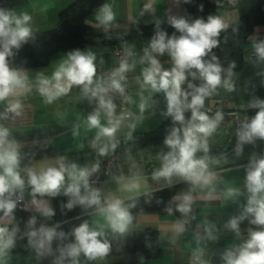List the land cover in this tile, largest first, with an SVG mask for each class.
<instances>
[{
    "label": "clouds",
    "instance_id": "obj_1",
    "mask_svg": "<svg viewBox=\"0 0 264 264\" xmlns=\"http://www.w3.org/2000/svg\"><path fill=\"white\" fill-rule=\"evenodd\" d=\"M31 19L27 13L16 15L0 9V103L7 102L5 111L0 112V118H6L10 112L19 115L22 107L19 97L30 92L33 87L28 74L9 63V58L32 38V29L29 26ZM95 20L104 27L111 25L115 20L112 5L103 4ZM167 22L179 35L174 33L169 36L167 32L160 30L157 24V31L139 59V63L146 66L142 68V80L139 81L141 91L138 108L142 114L148 107L152 94L162 93L165 97L167 111L164 114L172 117L174 126L164 139L167 151L160 154L161 165L152 176L153 179L164 178L169 182L176 176L193 186L178 197L180 202L177 204V210L187 216L194 202V188L210 186L215 178V174L209 169L208 139L223 119L220 112L210 118L201 109L206 98L212 96L218 88L223 87L228 91L234 89L232 77L236 65L232 63L225 69L215 55L211 60L204 59L219 45L218 37L227 27L221 17L210 15L206 21L197 18L190 22L183 16L173 15L168 17ZM252 49L257 61H264V38L254 39ZM164 54L171 59L170 69L163 68L158 59ZM127 55L133 54L129 51ZM95 61L96 55L90 50L71 51L56 65L50 76L37 74L34 86L46 104H52L67 95L74 86L81 88L82 94L90 103L94 100L96 108L86 117L85 123L89 129L97 130L91 147L100 156H106L110 151H114L119 143L116 140V132L121 120L132 115L123 113L120 118H116V105L110 93L116 92L122 96L125 94V73L135 67V62L129 63L127 58L122 59L119 66L107 77H100L97 76ZM189 76L201 81L199 85L188 82L187 89L190 91L182 87ZM144 92L149 95L145 96ZM125 98L132 102L131 97ZM249 107L257 111L241 125L238 132L241 143H253L257 138L264 139V99H253ZM188 110L191 111V116L186 119L185 112ZM102 115L106 117L104 124L101 123ZM76 127L79 128V125ZM129 127L134 128L135 124H130ZM10 136V129L0 124V222L11 223L15 219L17 200L14 197L18 192L22 193L26 185L31 188L32 203L43 216L49 218L54 215L53 209L47 201L37 200L36 196L38 194L40 197H55L63 189V195L68 197V200L62 205V209L72 210L76 206L86 210L94 209L104 222L101 230L91 228L84 222L71 231L72 239L63 243L68 240L63 231L58 232L56 227H48L45 224L37 227V220L32 217L27 221L24 232L29 245L35 249L39 258L53 255V241L59 240L61 243L55 249L58 255L54 264H80L81 255L89 261L107 257L111 245L102 228L106 226L112 232L123 234L132 223L133 216L129 210L131 206H125L122 199L116 196L102 198L100 190L89 183V177L98 171L99 164L91 168L81 167L75 162H68L66 157H59L54 163L21 167L20 147ZM237 148L239 154L240 146ZM198 152L204 155L197 157ZM123 187L126 191L133 192L139 190L140 184L132 180ZM244 187L246 192L236 187H228L225 190V198L246 196L242 211L230 217L225 228L239 238L240 224L243 221L247 220L249 225L255 227L247 229L246 240L223 253L224 264H264V155L250 159ZM167 211L171 214L172 209ZM214 230V224L205 227L209 239H215ZM18 232L20 228L17 225L11 228L7 224L0 226V264L14 247ZM200 264L206 262L201 261Z\"/></svg>",
    "mask_w": 264,
    "mask_h": 264
},
{
    "label": "crops",
    "instance_id": "obj_2",
    "mask_svg": "<svg viewBox=\"0 0 264 264\" xmlns=\"http://www.w3.org/2000/svg\"><path fill=\"white\" fill-rule=\"evenodd\" d=\"M73 1L11 0L10 11L16 15L27 13L32 17L29 26L44 31L57 26L58 12ZM101 1L102 5L105 3L111 4L115 12V20L108 26L112 31L110 34H105V37L112 40L120 39L117 44H123L132 52L133 55L128 56L127 59L129 63L135 62V67L126 73L129 86L128 97L132 98V102L127 100V106L133 115L131 118L122 119L116 132V140L119 141L117 144L118 150L122 149V153H120L122 160L111 176L99 184L98 189L102 194V198L116 196L126 202L164 187L183 183L185 186L172 197V202L178 204L180 202L178 197L182 193L188 192L193 186L176 176L171 178V182L164 178L153 179L152 173L160 167L156 164H161V162L155 160L154 155H156L157 149L151 148L158 145L147 146L135 151L130 148L123 150L127 142L136 140L146 132L155 130L168 117L164 114L167 111V102L162 93L152 94L151 99L148 101V107L142 114L138 108L139 93L141 91L139 81L142 80V68L146 66L140 64L139 59L143 56V50L148 46L151 37L131 38L125 41H123V37L132 25L149 26L168 19L169 16H184L181 0ZM250 8L251 0H234L233 4L226 0L219 8L216 16L222 18L227 25L225 29H227L238 23L240 17L247 13ZM98 11L89 14L86 22L96 32L103 33L102 26L95 20ZM262 38H264V23L255 26L244 43L245 52H243L242 66L232 77L234 89L228 91L221 87L223 94L205 100V104L225 98L228 101L227 107H236L239 115L249 117L255 115L257 109L250 108L249 104L255 98L264 99V61H257V58L250 57L249 53L253 50V40ZM103 47L104 45L96 44L79 48V50L92 51L96 55V66L108 67L114 59L112 55L103 51ZM74 50L77 49L52 54L43 66L21 69L28 74L29 80L33 83L32 90L19 97L22 104L20 114L15 113L11 118H0V124L10 129V138L14 139L19 145L21 157L38 150L48 149L50 151L49 156L34 158L21 167L54 163L59 157H66L68 162H75L81 167H88L100 159V155L91 147V141L95 138L97 130L89 129L85 123L94 102L90 103L89 99L82 94L81 88L74 86L67 95L60 97L52 104H46L44 98L40 96L34 86L37 74L43 73L50 76L56 65L65 59L69 52ZM158 59L163 68L170 69L172 67L171 59L167 54L159 56ZM182 87L184 88V85ZM144 95L148 96L149 93L144 92ZM6 103H0V112H4ZM122 114L123 112L116 110L115 117L120 118ZM101 123H106V117L103 115ZM227 123L233 124L232 122ZM227 123L218 126L217 129ZM130 124H135V127H129ZM77 125H79V128L76 127ZM232 128L234 131L233 125ZM129 133H131L130 139ZM253 144L254 147L244 154H235L238 155L237 157L230 156V152L234 150L211 154L209 169L215 174V178L210 186H196L194 188L192 192L194 197V202L191 205L192 211L187 216L154 212L139 213L135 216L126 233L139 232L145 228L156 229L159 246L162 249L158 256L145 258L141 253H129L130 255L123 257L107 256L103 259L89 261L81 255L80 264H192L195 255H199L197 264H200L201 261L206 262V264H224L223 253L246 240L247 229L255 227L249 225L247 220L243 221L240 224L241 235L239 238L236 237L235 233L225 228L229 218L238 215L242 211L243 205L246 204V196L233 199L225 198L224 194L228 187H236L242 192H246L244 184L249 161L253 157L264 155V139H258L244 147ZM146 152H150V158L145 154ZM211 161H219V163H211ZM132 180L140 184L139 190L126 191L123 185ZM91 186L94 187V185ZM62 191L63 189H61ZM21 195L33 207L32 211L40 213L36 205L32 203L33 197L30 186L26 185ZM36 199L47 201L54 213L58 212L50 197H39L37 195ZM62 211L69 212L72 219L87 218L91 228L94 229L101 230V226L104 224L94 209L86 210L76 206L72 210L62 209ZM12 223L13 221L11 223L4 221L0 222V226L3 224L8 226ZM212 224L215 225L213 231L215 239H209L205 232V227ZM195 226L200 227V232L195 230ZM102 230L113 233L106 226ZM45 263L54 264V261ZM2 264L44 263H37L29 253L9 252L3 258Z\"/></svg>",
    "mask_w": 264,
    "mask_h": 264
},
{
    "label": "trees",
    "instance_id": "obj_3",
    "mask_svg": "<svg viewBox=\"0 0 264 264\" xmlns=\"http://www.w3.org/2000/svg\"><path fill=\"white\" fill-rule=\"evenodd\" d=\"M225 1L226 0H181L183 17L190 22L197 18L206 21L210 15H217L219 8ZM101 6V0H74L58 12V24L56 27L44 31L31 28L33 34L32 38L28 43L24 44L13 57L9 58L10 65L17 69L34 68L45 65L49 56L57 52L70 51L96 44H117V42H120V39H107L105 33L96 32L86 22L87 16L99 10ZM0 9L10 11L11 0H0ZM167 20L168 19H164L149 26H142L139 24L132 25L127 34L123 37V41L131 38L152 37L157 31V24H159L160 30L167 32L168 35L174 33L179 35V33L168 24ZM263 23L264 0H251L250 10L240 17L238 23L221 31L218 37L220 41L219 45L204 59L211 60V57L215 55L222 68L226 69L230 64L235 63L236 67L233 69V72H237L243 63V46L247 37L251 34L255 26ZM188 82L193 84L201 83L198 79L194 80L189 76L184 84L185 90L188 91H190L187 89ZM186 116H191V111H186L185 117ZM173 126L172 117L168 116L155 130L146 132L138 139L127 142L123 150L130 148L132 151H135L147 146L163 144L165 137L169 134ZM118 151L122 153V149ZM49 154L50 151L48 149L35 151L25 157H21V166L34 158L46 157L49 156ZM184 186L183 183L167 186L144 194L133 200L126 201L124 204L125 206H131L129 210L133 216V220L139 213L154 212L166 214L169 213L167 211L169 208L172 209L171 213L174 215L183 216V214L177 210V204L172 202V197ZM50 198L52 204L58 209V212L54 213L50 218L35 211L24 212L16 207L14 210L15 219L8 227L11 228L17 225L20 228V232L17 233L15 245L9 251L10 253H29L37 263L54 261L56 255H58L55 249L61 242L59 240H54L52 244L53 255L37 257L35 249L29 245L28 238L24 235L27 221L32 217L36 218L37 227H39L40 224H45L48 227H56L58 232L63 231L68 236V240L63 241V243H67L72 239L70 235L71 231L80 224L87 222L91 227L87 218L72 219L69 212L62 211V205L66 204L68 200V197L63 195V191L59 195ZM0 215H2V213H0ZM103 231L105 238L111 245V251L108 256L141 253L145 258H153L162 252L158 242V234L154 228H145L139 232H125L123 234Z\"/></svg>",
    "mask_w": 264,
    "mask_h": 264
},
{
    "label": "built area",
    "instance_id": "obj_4",
    "mask_svg": "<svg viewBox=\"0 0 264 264\" xmlns=\"http://www.w3.org/2000/svg\"><path fill=\"white\" fill-rule=\"evenodd\" d=\"M233 1L234 0H229V3L233 4ZM102 30H103V33H105V34H110V32L112 31V29L108 26L107 27L102 26ZM103 51L107 54L112 55L114 60L111 63V65L108 67L97 66V76H100V77H107L115 68H117L119 66V63L122 59H125L128 57L127 54L130 50L127 49V47L124 46L123 44L120 45V44H116V43H109L107 45H104ZM249 54H250V57L256 58V55H255L253 50L250 51ZM125 76H126V73H125ZM127 82L128 81L126 78V80L123 82L124 86H125V94L123 96L120 95L119 93H116V92L110 93V95L113 99V103L116 105V110H119L123 113H131L133 115V113L131 112V110L127 106V99L125 98V97H128V93H129V86H128ZM93 102H94V105L90 108L89 114L92 113L94 111V109L96 108V103L94 100H93ZM227 103H228V101L225 98L217 99L213 103L205 104L201 110L206 112L210 118H214L215 114L217 112H220L223 116V119L219 122L218 126L224 125L227 122L233 123L234 140H235L234 146L230 149L228 148L227 151H229V150L237 151L238 145L240 146V149H241L244 146H246L247 144H249V143H241L239 141L238 132L241 129V125L244 122L248 121L251 117H249L247 115H239L237 108L236 107H229L228 108ZM5 108H4V111H5ZM188 111H190V110H188ZM14 114L15 113H11V112L7 113V117L11 118V117H13ZM132 115L128 118H131ZM187 118H190V116H186V119ZM258 139L259 138H257L256 140H258ZM121 160H122L121 154L118 151V145H117V147L114 151H110L106 156H100V159L98 161H96V162H94L88 166L89 168H91L93 165L99 164L98 171L93 173L92 176L89 177V183L91 185H94V187L98 189L99 184L104 179L111 176L112 172L119 167ZM14 199L17 200V208L19 210L24 211V212L32 211L33 207L23 199L21 193L18 192L15 195ZM195 230L197 232L198 231L200 232L201 229H200V227L195 226ZM198 256L199 255H195V257L193 258L192 264H197ZM44 264H48V263H44Z\"/></svg>",
    "mask_w": 264,
    "mask_h": 264
},
{
    "label": "rangeland",
    "instance_id": "obj_5",
    "mask_svg": "<svg viewBox=\"0 0 264 264\" xmlns=\"http://www.w3.org/2000/svg\"><path fill=\"white\" fill-rule=\"evenodd\" d=\"M196 85H199V84H196ZM222 94L223 93H222V90H221V87H220V88L217 89V91L212 96L206 98V100L221 96ZM232 125L233 124L227 123L225 126L219 127L212 134V136L209 137V139H208L209 151H210V149H213V148H219L220 149L219 153H221L223 151H226L227 148L230 149V148H232L234 146V141L235 140H234V131H233ZM253 147H254V144L250 145V146H247V147H244V148L240 149L239 153L244 154L246 151L250 150ZM154 148L157 149L156 153H155L156 155H154V156L156 158L155 159L156 162H158V161H160V159H159L160 154L162 152H166L167 148L165 147L164 143L163 144H159L157 147L153 146L151 149H154ZM214 153L215 152H208L207 155H208V157H211L212 156L211 154H214ZM230 153H231L230 156H232V157H237L238 156V155H235V154H237V151H231ZM145 154L147 156H149L148 158H150V156H151L150 152H146ZM203 155H204V153H202V152H198L197 153V157H201ZM156 165H161V164H156ZM130 254L129 253L128 254H121V255H119V257H123V256L130 255Z\"/></svg>",
    "mask_w": 264,
    "mask_h": 264
},
{
    "label": "water",
    "instance_id": "obj_6",
    "mask_svg": "<svg viewBox=\"0 0 264 264\" xmlns=\"http://www.w3.org/2000/svg\"><path fill=\"white\" fill-rule=\"evenodd\" d=\"M244 52H245V50H244ZM210 151L219 152L220 149L219 148H213V149H210Z\"/></svg>",
    "mask_w": 264,
    "mask_h": 264
}]
</instances>
